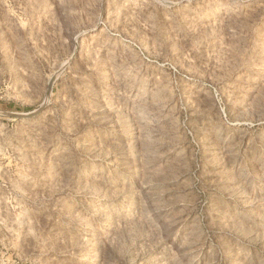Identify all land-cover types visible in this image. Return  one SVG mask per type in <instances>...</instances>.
<instances>
[{
	"label": "rangeland",
	"instance_id": "obj_1",
	"mask_svg": "<svg viewBox=\"0 0 264 264\" xmlns=\"http://www.w3.org/2000/svg\"><path fill=\"white\" fill-rule=\"evenodd\" d=\"M0 264H264V0H0Z\"/></svg>",
	"mask_w": 264,
	"mask_h": 264
}]
</instances>
